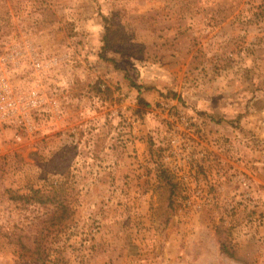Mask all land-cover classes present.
I'll use <instances>...</instances> for the list:
<instances>
[{"label":"rangeland","instance_id":"rangeland-1","mask_svg":"<svg viewBox=\"0 0 264 264\" xmlns=\"http://www.w3.org/2000/svg\"><path fill=\"white\" fill-rule=\"evenodd\" d=\"M0 264H264V0H0Z\"/></svg>","mask_w":264,"mask_h":264},{"label":"built area","instance_id":"built-area-1","mask_svg":"<svg viewBox=\"0 0 264 264\" xmlns=\"http://www.w3.org/2000/svg\"><path fill=\"white\" fill-rule=\"evenodd\" d=\"M45 103V96L38 89L30 90L23 97L13 91L7 80L0 79V113L3 116L27 125L31 123V108L41 107Z\"/></svg>","mask_w":264,"mask_h":264}]
</instances>
